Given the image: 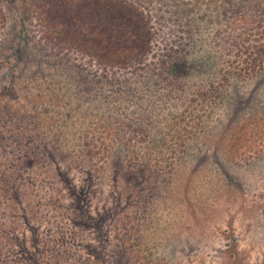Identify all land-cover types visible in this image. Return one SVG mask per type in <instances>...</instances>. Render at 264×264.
Listing matches in <instances>:
<instances>
[{
	"label": "rangeland",
	"instance_id": "1",
	"mask_svg": "<svg viewBox=\"0 0 264 264\" xmlns=\"http://www.w3.org/2000/svg\"><path fill=\"white\" fill-rule=\"evenodd\" d=\"M239 1L231 26L218 0H145L146 67L178 63L117 76L48 38L47 0H0V264H264V69L238 70L264 0Z\"/></svg>",
	"mask_w": 264,
	"mask_h": 264
},
{
	"label": "trees",
	"instance_id": "2",
	"mask_svg": "<svg viewBox=\"0 0 264 264\" xmlns=\"http://www.w3.org/2000/svg\"><path fill=\"white\" fill-rule=\"evenodd\" d=\"M144 1L47 0V6L44 4L37 8V15L42 18L49 39L78 53L86 58L88 63L93 62L105 74L118 76L124 71L137 74L148 69L146 73L164 75L178 63L177 53L173 51L175 46L165 45L157 62L151 68L146 67L148 57L154 51V37L150 28L152 16L148 7L142 6ZM218 2L224 6V14L228 13L226 20L231 21V26L236 25L243 9L242 2ZM254 13L256 17L252 24L256 27L260 25L261 30L258 31L260 36L253 35L250 44L245 47L248 58L244 59L238 70L246 75L264 69V1L255 6ZM4 24L5 16L0 8V30ZM247 41L249 42L250 38ZM232 46L239 47L235 39L231 42ZM243 127L244 151L251 153L264 141V117L248 119ZM118 259L116 264H123V252ZM128 262L129 260L125 264L130 263ZM86 264L106 263L96 257Z\"/></svg>",
	"mask_w": 264,
	"mask_h": 264
}]
</instances>
